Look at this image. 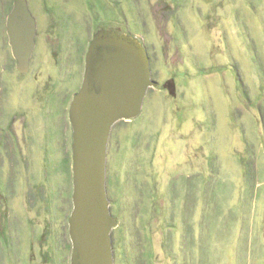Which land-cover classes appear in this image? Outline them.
<instances>
[{"label": "rangeland", "instance_id": "374dc122", "mask_svg": "<svg viewBox=\"0 0 264 264\" xmlns=\"http://www.w3.org/2000/svg\"><path fill=\"white\" fill-rule=\"evenodd\" d=\"M13 2L0 0V13ZM28 3L41 24L37 62L0 83V264H70L61 137L72 94L49 99L48 85L67 60L76 92L89 41L115 26L145 42L158 83L110 135L115 264H264V0ZM171 78L175 95L162 86Z\"/></svg>", "mask_w": 264, "mask_h": 264}, {"label": "water", "instance_id": "95a60500", "mask_svg": "<svg viewBox=\"0 0 264 264\" xmlns=\"http://www.w3.org/2000/svg\"><path fill=\"white\" fill-rule=\"evenodd\" d=\"M7 29L17 66L27 72L37 36L28 0H14ZM151 77L149 56L139 37L106 28L94 33L81 88L69 106L73 139L70 264H115L112 231L118 219L107 193L108 145L117 122L141 113L148 89L158 85ZM164 87L175 95L174 79Z\"/></svg>", "mask_w": 264, "mask_h": 264}, {"label": "flooded vegetation", "instance_id": "af4514ba", "mask_svg": "<svg viewBox=\"0 0 264 264\" xmlns=\"http://www.w3.org/2000/svg\"><path fill=\"white\" fill-rule=\"evenodd\" d=\"M13 6V5H12ZM12 8V7H11ZM11 10V9H10ZM9 10V12H10ZM2 14L0 13V29H2V31H4V34H0L1 37H3V41H4V45H3V48H1L2 50V54L4 55L3 57V60L1 62L3 63H0V83L1 81H3L7 76H12L14 75L15 77H19V78H23V77H26L31 74L32 70H33V67L34 65L36 64L37 62V59L35 58V49H37L38 47V42H39V31H40V28H39V31H38V26L41 25L39 23V20L36 19V24H37V36L35 38V41H36V44H35V47H34V50L32 52V56H31V59H30V66H29V69L27 72H22L19 70L18 66H17V60L16 58L14 57L13 55V52H12V47H11V44H10V39H9V35H8V29H7V17H8V14ZM36 18V17H35ZM39 24V25H38ZM56 26L58 27L59 24H56ZM50 27V25H49ZM128 27V26H126ZM126 27L125 29H123L121 26H115V30H118L120 32H126L128 34H131V35H135L137 36L138 33H130L128 32V30H126ZM66 29V28H65ZM112 29V28H111ZM62 30V29H61ZM64 35L63 34H59L57 35V39L58 42L60 43V39L63 38ZM93 37V36H92ZM139 37V36H137ZM140 38V37H139ZM92 40V39H91ZM142 40V39H141ZM143 41V40H142ZM91 41H89V44H90ZM63 43H65V41H63ZM62 43V45L64 46V44ZM143 44L147 50V53H148V56H149V60H150V66H151V78L152 80H154V66H155V59L152 58V55H150V52H149V49L147 47V45L145 44V42L143 41ZM88 47L89 45L87 46V48L85 49L86 51L88 50ZM76 49H78L79 51V61L83 60L82 59V56H83V53L84 52H81L80 53V50H79V47H75L74 46V49H73V52L72 54H74L75 56L76 55ZM87 53V52H86ZM86 53L84 54V60H85V57H86ZM71 54V55H72ZM72 57V56H71ZM70 57V59H71ZM72 61V60H71ZM70 62H67L66 61H63L62 64H60L59 62L57 63V75L54 76V79L52 81H50V84L48 85L49 86V99H57L56 101H61L63 104H67L68 102L66 101V95H67V92H69V94L72 96L70 97L69 99V106H70V103H71V100L73 98V96L80 90L81 88V85H79L78 87V90L75 92V91H70L71 88H72V80L74 79V76H75V80H76V75H77V71L75 70V72H71L70 74L67 72L65 73L64 71H66V69L68 68L67 65H69ZM72 64H76V63H73ZM59 67V68H58ZM76 68V67H75ZM74 68V69H75ZM62 76V78H61ZM83 77V76H82ZM173 79V78H171ZM83 81V80H82ZM155 81V80H154ZM168 81V80H167ZM1 85V84H0ZM164 84H162L163 86ZM165 89V88H164ZM0 90H4L7 94L8 92L6 91V89L2 88V86H0ZM4 94V95H5ZM62 98V100H61ZM58 101V102H59ZM68 119H69V107H68V115H67ZM11 122V120H10ZM10 122L8 123V126H10ZM69 122H70V119H69ZM70 126H71V123H70ZM68 130V129H67ZM66 134L68 135L67 136V139H68V143L69 145L71 144V148H72V142H73V139H72V126H71V135H70V131L66 132ZM71 199H72V195H71ZM69 217V215H68ZM68 217H67V221H68ZM69 227V226H68Z\"/></svg>", "mask_w": 264, "mask_h": 264}, {"label": "trees", "instance_id": "16d2710c", "mask_svg": "<svg viewBox=\"0 0 264 264\" xmlns=\"http://www.w3.org/2000/svg\"><path fill=\"white\" fill-rule=\"evenodd\" d=\"M67 134H66V132H64V133H62V139H61V141H62V143H63V146L65 147V148H67L66 150H65V152H64V158H63V164H64V166H65V170H66V172L68 173L69 172V168L72 166V155H71V160H70V155H69V152H68V148H69V143H68V139H67ZM71 153H72V148H71ZM72 176H73V174H72ZM73 183V182H72Z\"/></svg>", "mask_w": 264, "mask_h": 264}]
</instances>
